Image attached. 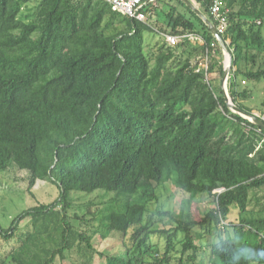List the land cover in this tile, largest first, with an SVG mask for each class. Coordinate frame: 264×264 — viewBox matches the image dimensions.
I'll list each match as a JSON object with an SVG mask.
<instances>
[{
  "label": "trees",
  "instance_id": "obj_1",
  "mask_svg": "<svg viewBox=\"0 0 264 264\" xmlns=\"http://www.w3.org/2000/svg\"><path fill=\"white\" fill-rule=\"evenodd\" d=\"M162 1L157 29L156 7L139 21L104 0H0V171L25 170L29 190L38 180L59 189L52 203L0 228L9 240L31 218L13 263L54 264L75 253L78 264H93L99 233L121 240L105 264H239L246 245L261 250L264 264V129L227 106L225 55L207 23L182 0ZM196 1L212 21L210 0ZM227 5V91L252 113L242 83L264 81V0ZM147 31L203 42L170 45L161 35L151 46ZM175 181L187 193L178 211L149 209ZM99 189L112 195L91 212L90 233L74 224L87 219L71 214L70 194ZM204 193L215 206L197 220L192 205ZM213 228L217 237L199 244L198 229Z\"/></svg>",
  "mask_w": 264,
  "mask_h": 264
},
{
  "label": "rangeland",
  "instance_id": "obj_2",
  "mask_svg": "<svg viewBox=\"0 0 264 264\" xmlns=\"http://www.w3.org/2000/svg\"><path fill=\"white\" fill-rule=\"evenodd\" d=\"M197 8L202 10L201 5L196 0H190ZM178 4L175 0L173 1ZM180 10L184 11L181 5H178ZM166 5L163 1L158 2V6L155 10V20H151L152 24L155 22L156 28L164 26ZM188 15H190L188 13ZM264 33V25H263ZM147 43L151 46L161 39V32H146ZM264 62V54H263ZM243 86L248 87L251 90V98L244 101L248 105L252 112L257 114L260 118L264 116V106L261 102L264 98V81L259 83L243 82ZM25 170H19L15 167H9L5 171H0V228L7 230L11 226L13 220L22 212L34 208L41 204L52 203L59 195L58 187L50 182L38 180L36 184L29 190L28 178ZM158 199L150 204L149 209L154 210L156 207L161 206L163 208L172 209L175 212L178 211L180 202L183 198L187 197V193L177 187L175 182L165 183L164 186L158 190ZM111 193L105 192V190L99 189L91 193L82 191H72L70 199L73 202V208L71 214L77 212L79 215L86 214V221L72 219L74 224L82 230L92 233L93 229L97 227V222L91 219V212L101 209L103 204L107 202ZM215 206L212 196L208 194H200L194 200L192 205V215L195 219L199 220L203 217L204 212ZM89 212V213H88ZM251 213H247L249 216ZM232 222L237 221V215H231ZM31 218L26 217L15 228L12 239L6 240L0 235V264H15L8 256L13 248L18 246L19 240L24 234H27L31 229ZM220 228V227H219ZM217 231L213 228L211 234L202 232L198 229L197 237L204 234L200 239L199 244H206L217 237ZM92 245L97 253L94 255L93 264H105L106 258L111 254H116L120 251L121 240L118 236L112 235L106 238H102L99 233H95L92 238ZM78 255L70 253L65 259H56L54 264H78ZM207 258V257H206Z\"/></svg>",
  "mask_w": 264,
  "mask_h": 264
},
{
  "label": "built area",
  "instance_id": "obj_3",
  "mask_svg": "<svg viewBox=\"0 0 264 264\" xmlns=\"http://www.w3.org/2000/svg\"><path fill=\"white\" fill-rule=\"evenodd\" d=\"M111 5L114 10L121 12L124 15L132 19L139 21H147L148 17L154 13V10H151L152 7L158 6L157 0H104ZM209 12L211 19L214 22L217 31L222 34L228 27L229 19L228 15L230 9L227 5V0H210ZM165 40L170 45L177 44L182 38H188L191 41L203 42L202 38L194 33H185V34H171V33H162ZM206 67V63L202 64Z\"/></svg>",
  "mask_w": 264,
  "mask_h": 264
},
{
  "label": "water",
  "instance_id": "obj_4",
  "mask_svg": "<svg viewBox=\"0 0 264 264\" xmlns=\"http://www.w3.org/2000/svg\"><path fill=\"white\" fill-rule=\"evenodd\" d=\"M187 6H189L200 18H202L207 25L209 26L212 34L215 36V38L218 40L220 46L223 49L224 55H225V61H224V73L222 76V88H223V93H224V97L226 100V104L227 106L235 113H238L239 115L243 116L244 118H247L248 120H250L251 122L255 123L256 125L262 127L264 129V120L263 118H260L257 114L255 113H247L244 110L240 109L239 107H237L231 97L228 94L227 91V79H228V74H229V70L232 64V53L231 50L229 49L228 46V41H226L224 39V37L222 36V34H220L217 31V28L215 26V24L209 19L207 18L203 12L197 8L190 0H182Z\"/></svg>",
  "mask_w": 264,
  "mask_h": 264
},
{
  "label": "clouds",
  "instance_id": "obj_5",
  "mask_svg": "<svg viewBox=\"0 0 264 264\" xmlns=\"http://www.w3.org/2000/svg\"><path fill=\"white\" fill-rule=\"evenodd\" d=\"M261 250L251 245H246L243 249V259L241 260L242 253L238 251L236 253V259L239 264H259L262 259L259 258V252Z\"/></svg>",
  "mask_w": 264,
  "mask_h": 264
}]
</instances>
